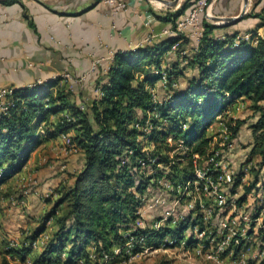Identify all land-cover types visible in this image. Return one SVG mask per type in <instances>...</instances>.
I'll return each mask as SVG.
<instances>
[{"label":"trees","instance_id":"trees-1","mask_svg":"<svg viewBox=\"0 0 264 264\" xmlns=\"http://www.w3.org/2000/svg\"><path fill=\"white\" fill-rule=\"evenodd\" d=\"M12 2L17 0H0L1 4ZM192 4L193 0H184L176 10L166 9L155 17L173 29ZM248 17L264 27V9L251 11L243 19ZM234 24L215 25L202 16V32L194 49L189 35L181 33L116 51L106 72L95 79L102 94L88 102L85 110L71 99L66 87L53 93L54 85L46 82L11 89L13 104L0 113V186L22 171L38 146L61 134L72 133L83 162L71 184L59 189L58 198L20 245L1 250L0 264H9L6 255L21 263L29 259L31 264L118 263L123 257L114 249L131 235L144 234L147 245L157 246L167 235L178 243L184 237L185 221L170 228L133 231L137 211L147 189L161 177L174 184L193 177L192 157L205 158L217 148L210 133L215 121L228 127L230 139L237 137L247 120L229 116L227 109L239 99L248 101L246 108L253 118L243 166L258 158L250 169L252 184L258 182L264 167V36L257 35L256 29L245 32L248 39L240 38L237 31L224 32ZM175 43L174 57H167ZM144 67H152V72L140 78ZM158 82L162 93L156 92L154 101L150 90ZM147 119V132L135 128V122L143 125ZM244 175L241 168L234 173L232 195ZM248 190L246 186L244 195L235 198L237 204ZM8 194L0 189V195ZM50 218L55 229L40 253L32 255L31 243ZM195 223L203 227L200 220L190 222ZM185 240L188 246L197 242L193 236ZM105 257L111 259L104 263Z\"/></svg>","mask_w":264,"mask_h":264},{"label":"crops","instance_id":"crops-1","mask_svg":"<svg viewBox=\"0 0 264 264\" xmlns=\"http://www.w3.org/2000/svg\"><path fill=\"white\" fill-rule=\"evenodd\" d=\"M122 1L126 3L127 10L118 13H112L110 6L102 0H17L0 3V89H20L47 82L54 85L50 88L53 93L62 87L69 89L72 92L71 99L83 110L87 109L88 102L98 97L95 79L98 74L106 72L110 57L118 50L142 45L150 34H157L166 28L167 25L158 21L155 15L166 9L174 11L184 2L178 0L176 5H167L156 0ZM215 1L216 16H234L242 6V0ZM247 6L245 15L251 11L259 12L264 9V0L248 1ZM258 25L256 18H242L224 32L237 31L241 35L248 29H256L257 35L264 36V27ZM189 39L190 48L194 49L196 40ZM167 57L173 58L174 53H167ZM93 60L99 61L96 71L86 75ZM151 69L144 67L138 76L144 77L146 72H152ZM65 73H69L71 78H64ZM184 81H181V85ZM161 84L156 83L152 89L159 92L163 88ZM69 138L73 142L70 132ZM57 144L66 147L62 135L38 146L22 171L0 186L2 192L12 190L8 196L0 195V226L16 228L22 225L27 229L25 235L28 234L58 198L59 189L71 184L72 175L81 168L83 162L79 149L76 154L67 157L61 163L62 166H59L60 163L50 166V162L47 169L38 166L42 159L48 157L44 153L51 151ZM62 168L65 170L59 175ZM36 176L39 190L31 194L19 190L13 193L23 180L31 177L36 179ZM12 197H16L18 205L11 206L8 203L11 200V204H14ZM18 207L25 209L20 212ZM54 229V220L50 218L45 230L31 243L32 255L40 253ZM3 238L5 236L1 240Z\"/></svg>","mask_w":264,"mask_h":264},{"label":"built area","instance_id":"built-area-1","mask_svg":"<svg viewBox=\"0 0 264 264\" xmlns=\"http://www.w3.org/2000/svg\"><path fill=\"white\" fill-rule=\"evenodd\" d=\"M102 2L110 6L112 13L127 10V5L122 0H102ZM209 4L210 6L212 4L210 3V0H193V4L187 9L186 13L176 21L173 29L166 27L157 34L152 33L145 39L143 44L151 42L156 37L177 35L181 33L188 34L189 37L197 42L202 32L201 17L203 16L205 18L206 9ZM239 37L242 39H248L249 34H242ZM176 49L177 43L170 47L168 53H173ZM112 57L113 55L110 59H112ZM98 62V60H93L91 62L86 75L92 74L96 71ZM63 76L66 79L71 78L69 73H65ZM161 83L163 85L166 83V75L164 73L161 74ZM97 92L98 96L102 94L99 89H97ZM150 93L152 99L154 101L157 100L155 90L151 89ZM12 104L11 89H0V113H6L9 106H12ZM80 108L82 109V107ZM217 121L220 124L217 129L218 137L214 138L215 136H213V144L220 147L213 148L211 153L207 154L205 158H200L197 154L192 157L194 173L191 179L183 181L182 183L174 184L163 176L157 180L156 186L149 187L143 197V205L137 211L138 217L135 220L132 229L133 231L137 228L158 230L162 227L170 228L185 221L187 227L183 232V239L177 243V240L172 235H167L158 242L157 246H154L146 244L144 234L137 236L131 235L121 248L114 249L116 255H122L123 258L121 261L118 263L112 262L111 264H126L143 251H147L151 248H157V250H159L171 246H180L181 249L189 247L197 255L203 254L205 257L216 260L217 257L225 251L230 241L235 237L246 234L247 229L245 228V225H247L248 218L242 213V211L237 209L235 198L227 197L226 194V188L233 183L234 172L229 168V163L226 160L224 153L225 150L232 149L234 141L233 139H230V131L228 127L220 122V120ZM134 126L141 132H147L149 129V120H145L143 125L139 122H135ZM61 135L65 138L67 144L66 147H64L65 153L76 152L78 148L73 142H71L69 133ZM170 140L171 138H168V141ZM130 153L131 151H129V154ZM140 164L145 165V162L141 161ZM147 172L150 173L152 170ZM27 192V189H23V193ZM169 192L172 195V199L170 200ZM227 206L229 207L227 215L224 219H221L214 224L218 230V234H216L217 238L221 236L223 240L220 243H217L214 252H202L206 244H204V240L201 239L205 234V229L203 227L201 228L197 223L190 224V222L197 219L198 221L200 220L206 228L208 226L211 229V226H213L211 222L214 216L218 215L217 211L225 209ZM242 221L244 222V225L240 228V234L233 231V236H230L228 232H225L231 231L232 225H239ZM187 235L193 236L194 239L197 240L193 246L187 245L185 240ZM201 243H203V245ZM15 247H18L17 242L10 241L6 248ZM135 247H138L139 250L134 251ZM6 258L9 263L11 261L20 262L17 258H11L8 255H6ZM110 259V257H105L104 263ZM23 263L31 264V260L26 259Z\"/></svg>","mask_w":264,"mask_h":264},{"label":"rangeland","instance_id":"rangeland-1","mask_svg":"<svg viewBox=\"0 0 264 264\" xmlns=\"http://www.w3.org/2000/svg\"><path fill=\"white\" fill-rule=\"evenodd\" d=\"M250 3L253 0H248ZM216 1L211 4L210 12L212 15L214 14V5ZM248 10V6L246 11ZM250 11V10H249ZM240 12V10H239ZM238 12V13H239ZM236 13L235 15H237ZM234 15V16H235ZM162 93V90H160ZM156 92V91H155ZM237 104H233L231 108H229V116L236 117L240 116L242 118H246L247 123L242 125L238 135L236 138H233L234 144L231 150H225V158L229 163V168L235 173L239 168L245 172V175L242 179V184L237 188L236 194L232 195L230 192V187L226 188L227 197H234L238 198L244 195V188L249 186V190L240 204L236 203L237 209L244 213L248 220L247 225L245 228L247 232L243 236L235 237L232 241H230L227 245L225 251L217 257L216 260L208 258L201 255H197L193 252L191 248H184L181 249L180 246H171L166 248H161L157 250V248H151L147 251H143L135 256L133 260L127 262L126 264H228V263H235V264H262L264 263V167L260 170L258 174V182L254 185L253 182V173L250 172V169L254 167L257 163L258 158L255 157L252 161L246 166H243L244 160L246 159V155L249 151L248 141L251 140L250 138V129L248 128L249 123L253 121V118L250 117V111L246 108L248 105V101L244 100H237ZM218 121H215L210 128V133L217 138V129L219 127ZM214 141V140H213ZM169 143H173L171 140L168 141ZM57 146V147H56ZM218 148L220 146H217ZM176 151V150H175ZM177 152V151H176ZM77 152L72 153H65L63 146L57 144L54 145V148L51 149L49 152H45L44 155H47V158L41 160V163L38 165L39 167H45L47 169L48 163L50 162V166L55 165L56 163L61 165V163L66 161L67 157L71 154H76ZM175 153V152H172ZM50 155V156H49ZM174 155V154H173ZM52 162V163H51ZM62 166V165H61ZM243 166V167H242ZM63 170H59V175L64 172ZM56 176V175H55ZM54 176V177H55ZM36 179H27L23 180L20 183V186L17 190H13V193H18L17 191L23 192V189H27V194H31L34 190H39V181ZM254 183V182H253ZM245 185V187H244ZM55 187V186H54ZM56 188V187H55ZM10 189L4 191V193H8ZM54 191V190H53ZM12 193V190L9 194ZM8 194V195H9ZM7 195V196H8ZM25 195V194H24ZM170 199H172V195L169 192ZM14 204H11V200H9V204L11 206H16L19 204L17 202L16 197H12ZM19 211L21 212L24 207H18ZM229 207H225V209H221L217 211L218 215H215L211 226V229L203 224V228L205 229V234L202 236L201 239L207 241L205 247L203 248L202 252L211 251L214 252L216 249L217 243H220L223 239L221 236L217 238L218 230L214 226L218 221L224 219V217L228 213ZM244 225V222H240L239 225H232L231 231H225L233 236V231L237 232V234L241 233L240 228ZM0 251L7 249L9 242L12 241L11 239H15L20 245V243L24 240V238L28 235H25L26 228L21 226H17L16 228H6L4 225L1 224L0 226ZM188 232V231H187ZM5 236L1 240V238ZM188 236V235H187ZM8 238L9 240H7ZM237 240V241H234ZM203 243H201L203 245ZM239 261V262H238ZM100 263V262H99ZM9 264H21L20 262L11 261ZM24 264V263H22Z\"/></svg>","mask_w":264,"mask_h":264},{"label":"water","instance_id":"water-1","mask_svg":"<svg viewBox=\"0 0 264 264\" xmlns=\"http://www.w3.org/2000/svg\"><path fill=\"white\" fill-rule=\"evenodd\" d=\"M162 3H165L167 5H176L178 3V0L173 1H167V0H156ZM215 0H210V3H213ZM248 4V0H242V6L240 9V12L235 16H216L212 15L210 12L211 6L210 4L207 6L206 9V16L205 19L210 21L211 23L215 25H229L239 22L243 16L246 14V7Z\"/></svg>","mask_w":264,"mask_h":264}]
</instances>
